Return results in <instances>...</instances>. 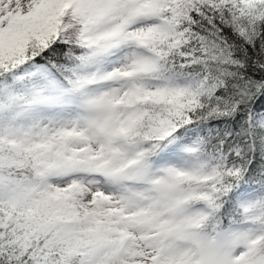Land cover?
Instances as JSON below:
<instances>
[{"label": "snow or ice", "instance_id": "obj_1", "mask_svg": "<svg viewBox=\"0 0 264 264\" xmlns=\"http://www.w3.org/2000/svg\"><path fill=\"white\" fill-rule=\"evenodd\" d=\"M0 264H264V0H0Z\"/></svg>", "mask_w": 264, "mask_h": 264}]
</instances>
